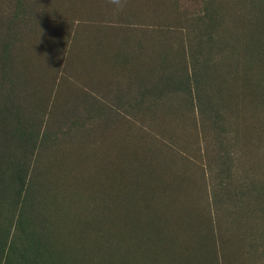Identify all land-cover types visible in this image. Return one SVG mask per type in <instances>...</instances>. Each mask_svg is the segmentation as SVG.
Returning <instances> with one entry per match:
<instances>
[{"label":"rangeland","instance_id":"1","mask_svg":"<svg viewBox=\"0 0 264 264\" xmlns=\"http://www.w3.org/2000/svg\"><path fill=\"white\" fill-rule=\"evenodd\" d=\"M122 3L0 0V264H264V0Z\"/></svg>","mask_w":264,"mask_h":264},{"label":"clouds","instance_id":"2","mask_svg":"<svg viewBox=\"0 0 264 264\" xmlns=\"http://www.w3.org/2000/svg\"><path fill=\"white\" fill-rule=\"evenodd\" d=\"M109 3L114 6L117 12L121 10L124 6L122 0H109Z\"/></svg>","mask_w":264,"mask_h":264},{"label":"bare ground","instance_id":"3","mask_svg":"<svg viewBox=\"0 0 264 264\" xmlns=\"http://www.w3.org/2000/svg\"><path fill=\"white\" fill-rule=\"evenodd\" d=\"M187 225H188V223H187Z\"/></svg>","mask_w":264,"mask_h":264}]
</instances>
